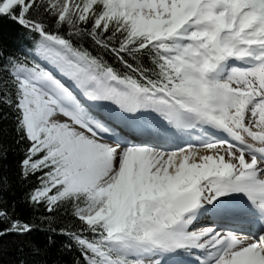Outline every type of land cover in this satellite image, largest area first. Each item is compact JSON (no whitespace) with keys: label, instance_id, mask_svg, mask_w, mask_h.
<instances>
[{"label":"snow or ice","instance_id":"6c2138e0","mask_svg":"<svg viewBox=\"0 0 264 264\" xmlns=\"http://www.w3.org/2000/svg\"><path fill=\"white\" fill-rule=\"evenodd\" d=\"M0 264H264V0H0Z\"/></svg>","mask_w":264,"mask_h":264}]
</instances>
